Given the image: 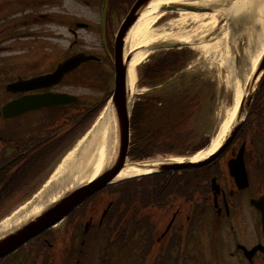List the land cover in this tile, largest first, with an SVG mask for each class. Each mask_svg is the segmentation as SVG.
Instances as JSON below:
<instances>
[{
	"label": "flooded vegetation",
	"instance_id": "af4514ba",
	"mask_svg": "<svg viewBox=\"0 0 264 264\" xmlns=\"http://www.w3.org/2000/svg\"><path fill=\"white\" fill-rule=\"evenodd\" d=\"M134 1L80 0L93 10L106 9L103 31L93 33L98 45H88L89 50L79 49L86 43L79 42L83 37L75 31L74 21L64 24L68 33L62 36L72 40L69 48H49V41L59 39L45 38L58 35L47 32L35 34L36 47L28 48L25 14L15 17L18 20L9 31L0 29V44L21 40L18 74L9 84L48 77L77 54L96 55L100 60L79 66L59 82L44 83L37 91L17 95L0 91L7 102L49 94L78 99L71 105L30 111L14 119L19 122L22 148H31L21 154L44 146L50 151L52 144L55 150H67L90 127L114 84L116 26ZM9 2L0 0V13L9 9ZM13 4L26 6V0ZM42 4V0L34 4L37 17H30L33 22L45 18L39 12ZM21 11L25 13V8ZM9 131L0 129L1 170L11 162L1 161L5 158L2 142ZM190 181L193 190L187 191ZM113 190L95 195L63 225L0 264H264V85L237 136L209 165L119 183Z\"/></svg>",
	"mask_w": 264,
	"mask_h": 264
},
{
	"label": "bare ground",
	"instance_id": "6f19581e",
	"mask_svg": "<svg viewBox=\"0 0 264 264\" xmlns=\"http://www.w3.org/2000/svg\"><path fill=\"white\" fill-rule=\"evenodd\" d=\"M193 0H154L136 22L126 39V57L132 59L128 63V88L130 95H136L137 74L140 66L152 54V50L159 44L191 45L194 48L202 49L205 52L223 50L228 45L229 39L225 35L216 36L213 43H205V38L215 29L217 13L213 15H187L182 12L181 18L171 21L161 29H155L156 22L162 17L160 9L176 5H186ZM212 0H199L193 3L198 6H205ZM218 1V0H217ZM232 7V20L240 11H245L248 16L255 13L261 21L264 20V0H229ZM190 5V3H187ZM205 4V5H204ZM246 7V8H245ZM222 13L219 11L218 13ZM227 13V12H226ZM187 15V16H186ZM190 16V17H189ZM209 20L208 24L204 21ZM203 22V23H202ZM167 27V28H166ZM251 55L248 57V69L244 79L251 77L255 66L264 52V40L257 42ZM152 47H155L151 49ZM244 88L237 85L233 105L219 128L210 148L199 153L192 161L199 162L211 156L222 144L228 134L243 100ZM121 125L113 107H110L101 121L91 133L83 139L79 145L64 159L58 167L44 191L35 197L27 206L23 207L15 217L8 219L0 227V233L5 232L11 225H19L28 217L40 213L47 205L55 202L62 193H65L77 186L86 184L95 179L102 171L113 162L121 148ZM81 145V146H80ZM80 146V149H79ZM180 161V160H177ZM154 165H138L126 167L117 176L116 181L131 177L137 174L147 173Z\"/></svg>",
	"mask_w": 264,
	"mask_h": 264
},
{
	"label": "rangeland",
	"instance_id": "374dc122",
	"mask_svg": "<svg viewBox=\"0 0 264 264\" xmlns=\"http://www.w3.org/2000/svg\"><path fill=\"white\" fill-rule=\"evenodd\" d=\"M60 1V0H59ZM237 2V1H236ZM57 8L54 7H46L45 14L58 16V21L56 27L54 25L46 26V24L41 21L39 24L34 23L29 24L26 29V34L35 35L41 31H49L53 30L56 33L57 38H63L62 35L67 33V29L64 27L63 22L66 20H70V17L76 18L77 20H82L89 24H96L97 23V14L92 9H88L79 3L76 0H64L60 3ZM32 11L31 9L27 10V13ZM72 14V15H70ZM181 12L167 15V22H165V26L170 23L171 21L178 20L181 18ZM187 15H195L194 13H190ZM186 15V16H187ZM200 15V14H198ZM96 16V17H95ZM189 16V17H190ZM92 18V19H91ZM51 19H46V21H50ZM51 22V21H50ZM206 24L209 22L207 20L204 21ZM216 22L219 24L221 22L220 18H216ZM203 23V22H202ZM240 23H247L245 21ZM54 24V22H51ZM221 24V23H220ZM163 25V26H164ZM234 29L233 34L237 37L231 38V41L228 42V45L225 46L223 50H214L211 52L202 51V49L191 47L187 48V53L190 55V59L187 62V68H185L179 75L178 81H175L174 84L168 85L167 83L163 84L160 90L151 89L150 86H144V81H141V74L140 69L138 70L139 76L137 79V90L135 95V101L137 102L140 98L144 101L146 98L149 97H165L166 99L172 97L174 93H179L180 91L184 92L186 96L184 97V101L182 100V104L186 106H191L190 109V116L192 118H188L191 120L189 125L187 126L185 133L189 134H197L198 137L195 138L196 144L200 141L203 137H208L210 139V143L213 142L214 138L219 132V128L223 123L224 119L227 117L231 107L233 98L236 92L237 85L245 86V79L243 74H245L246 69L248 68V60L247 58L251 55L254 48L257 47V42L259 39L264 40V22H256L254 26L251 28V32L249 33V42L242 41L241 44L240 40L244 37L242 33L239 32V26L235 25L232 26ZM167 28V27H166ZM224 26V35L228 37L230 40V30L229 33L225 30ZM82 35L86 38V44L79 47V49H88V45H98L97 38L90 33L82 32ZM210 37V36H209ZM214 38L210 39L208 37L205 38V43H213ZM66 40V39H65ZM40 41V40H39ZM41 42V41H40ZM44 41V39L42 40ZM52 42V41H49ZM48 42V43H49ZM231 42V43H230ZM69 41H57L54 44V48L65 47L69 45ZM30 41H28V45ZM14 47V51H18L19 46L18 43L12 45ZM29 47V46H27ZM48 47V46H45ZM89 50V49H88ZM241 51H244L245 58L244 61H240V63L236 64V56ZM186 52V51H185ZM160 52L155 53L158 54ZM19 52L12 54H3L0 56V61L3 59L6 64H18V60H16ZM153 56V55H152ZM15 59V61H13ZM148 62V61H147ZM144 66V65H143ZM142 67V66H141ZM140 67V68H141ZM2 80V79H1ZM7 98L0 97V107L2 102L5 101ZM168 102V101H164ZM181 104V103H180ZM199 105V108L196 106ZM188 117V116H187ZM1 124V123H0ZM17 125L14 126L12 124L9 128L15 129ZM1 129V127H0ZM33 130V128H30ZM183 133V135H185ZM163 147L160 148L162 150ZM175 153H189V149L182 150L181 146L176 148L174 151ZM177 154H171L170 160L177 159V158H185L189 157L188 154L185 157H179ZM67 155V154H66ZM159 159H162L161 157ZM63 161V157L59 160L55 161L52 164L53 169L58 167ZM163 161V160H162ZM52 169V171H53ZM49 170L45 169L44 174L41 173V177L37 178L38 182L36 184L35 189L40 186V182H43V177L46 175ZM51 171V172H52ZM41 172V169L39 170ZM40 183V184H39ZM33 183L28 184L27 188L32 189ZM15 209V208H14ZM6 209L5 211H7Z\"/></svg>",
	"mask_w": 264,
	"mask_h": 264
},
{
	"label": "water",
	"instance_id": "95a60500",
	"mask_svg": "<svg viewBox=\"0 0 264 264\" xmlns=\"http://www.w3.org/2000/svg\"><path fill=\"white\" fill-rule=\"evenodd\" d=\"M152 0H140L137 5L133 8L130 13L127 21L124 23L120 36L118 38L117 44V80H116V93L114 98V107L118 114V120L121 125V148L118 153V158L114 162L113 166L106 170L99 178H97L94 182L89 185L83 186L74 190L73 192L67 194L62 200L52 205L46 211L42 212L40 215L35 216L28 222L24 223L17 230L9 235H5L0 239V259L14 252L27 242H29L34 237L42 234L47 229L51 228L59 221L64 219L67 215H69L77 206H79L84 200H86L89 196L94 193L104 189L108 186L115 177L122 170V165H124V160L126 159L128 148H129V137H130V114L128 107V100L126 98V76H127V66L123 61V51L122 47L124 44V38L127 36L130 29L137 22L141 13L144 10V7L151 2ZM178 6H173L168 8V10H175ZM187 10H191L190 8L181 7ZM93 58H85V57H76L68 62V65L71 67L77 66L81 61L92 60ZM131 60V57L128 58L127 62ZM29 89V88H28ZM14 91L17 89L14 88ZM41 100L39 98H33L26 100H18L9 105H7L4 109V112H7L11 117L19 116L20 114L30 111L33 109H38L42 107L48 106H59L64 102L59 99L55 101V105H45L42 106L40 103ZM6 114V113H5ZM9 117V118H11ZM210 161V160H209ZM205 163V162H203ZM200 164H187V165H177V166H166L161 167L158 170L160 172H168L172 170L188 168V167H199L203 165Z\"/></svg>",
	"mask_w": 264,
	"mask_h": 264
},
{
	"label": "trees",
	"instance_id": "16d2710c",
	"mask_svg": "<svg viewBox=\"0 0 264 264\" xmlns=\"http://www.w3.org/2000/svg\"><path fill=\"white\" fill-rule=\"evenodd\" d=\"M190 55L187 52H169L168 54L157 58L153 64H149L144 68L142 73V82L145 85H156L162 82L167 76H172L179 71H181L187 64ZM177 106H173L172 109L168 110L166 114L169 118V128L173 130L170 138V147L178 148L181 146L182 150L189 149L194 141L197 134L185 133L183 135L182 130L186 129L192 118L190 114L185 116H180L179 118H172L177 112ZM156 111V105L153 103H138L135 107L133 118H132V128L135 132V146L133 155L137 157H143V155H148L144 153V148H148L149 143H145L148 139L152 140L153 147H156V142L158 134L156 132L157 127L152 125L153 119L152 115ZM171 116V117H170ZM188 116V117H187ZM162 129V127H161ZM207 144L204 140L201 144L196 145L193 151H197L203 148ZM141 147V148H140ZM144 147V148H143ZM21 174V172L19 173ZM16 177V179L20 176ZM14 179V181L16 180ZM18 182V180H17Z\"/></svg>",
	"mask_w": 264,
	"mask_h": 264
}]
</instances>
